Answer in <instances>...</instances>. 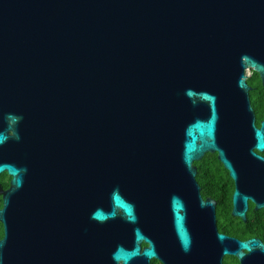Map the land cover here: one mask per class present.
<instances>
[{
  "label": "water",
  "instance_id": "95a60500",
  "mask_svg": "<svg viewBox=\"0 0 264 264\" xmlns=\"http://www.w3.org/2000/svg\"><path fill=\"white\" fill-rule=\"evenodd\" d=\"M247 67L264 84V0H0V173L32 217L7 227L0 264H150L157 229L186 254L188 222L215 224L207 153L236 183L233 217L264 208ZM218 239L219 264H264L260 240Z\"/></svg>",
  "mask_w": 264,
  "mask_h": 264
},
{
  "label": "flooded vegetation",
  "instance_id": "af4514ba",
  "mask_svg": "<svg viewBox=\"0 0 264 264\" xmlns=\"http://www.w3.org/2000/svg\"><path fill=\"white\" fill-rule=\"evenodd\" d=\"M246 82L249 87L248 98L249 104L253 109L255 116V125L261 128L264 122V84L260 75L252 68L247 67L245 70ZM248 149H253L248 147ZM258 155L264 158V152L260 153L253 149ZM218 160L217 153H207L198 162L194 163L197 169L196 182L200 191V195L204 201L213 202L215 205V224L210 231L205 229L198 233H193L191 224L188 222L187 227L191 237V244L186 254L175 256L170 253V233L168 231L161 232L160 229L155 230L150 236L154 242L157 257L150 261V264H207L210 263L206 258H213L212 264H219L220 242L219 235H226L229 238L240 241L251 239L260 240L264 244V208L257 210L256 205L249 201L247 211V221L232 216L233 210V194L236 190V183L228 175H217L203 173L204 166L210 165L213 161ZM3 161L0 154V163ZM7 163L14 164V155L9 154ZM222 164V163H221ZM212 165V164H211ZM21 166V165H20ZM25 168L24 179L27 181L37 179L41 172L38 169L27 164ZM206 168V167H205ZM229 173V172H228ZM14 177L7 171L0 173V241L4 239L5 232L8 227L9 231L14 227L17 215L24 211V219L30 220L31 214L22 208H17L16 202V186L13 184ZM250 186V185H249ZM242 192L254 197L255 194L251 189H243ZM257 200L260 198L255 197ZM7 203V204H6ZM188 205V202H186ZM30 210V209H29ZM208 211V210H205ZM253 213L251 221H248V215ZM28 216V217H27ZM46 216V215H45ZM56 219V216H55ZM54 217L50 218V222H54ZM55 228H59L57 225ZM55 232L51 231V234ZM149 236V234L147 235ZM142 248H146L145 242L141 244ZM196 255L193 256V253ZM210 253V256H208ZM251 255L248 258H255ZM193 258V263L191 262ZM211 264V263H210ZM221 264H243L237 256L226 255L221 257Z\"/></svg>",
  "mask_w": 264,
  "mask_h": 264
},
{
  "label": "trees",
  "instance_id": "16d2710c",
  "mask_svg": "<svg viewBox=\"0 0 264 264\" xmlns=\"http://www.w3.org/2000/svg\"><path fill=\"white\" fill-rule=\"evenodd\" d=\"M211 161H213L210 165L208 166H204V170L203 173H207V174H217V175H228V171L224 168V166L219 163L217 161V159L214 157L213 159H211ZM206 167V168H205ZM254 214L250 213L248 215V221H251V219L253 218Z\"/></svg>",
  "mask_w": 264,
  "mask_h": 264
}]
</instances>
